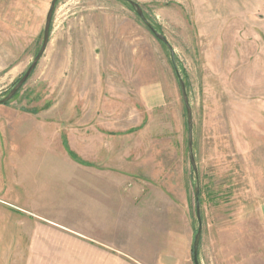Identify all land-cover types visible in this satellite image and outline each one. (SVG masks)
<instances>
[{"label":"rangeland","instance_id":"374dc122","mask_svg":"<svg viewBox=\"0 0 264 264\" xmlns=\"http://www.w3.org/2000/svg\"><path fill=\"white\" fill-rule=\"evenodd\" d=\"M52 1L0 0V101L40 51ZM132 1L168 40L192 109L199 264H264V0ZM51 27L44 56L9 104L53 123L71 193L93 192L96 170L133 175L183 201L186 193L190 222L175 234L173 262L194 264L197 178L171 52L121 0H60ZM61 136L95 167L67 161ZM70 217L80 222L85 211ZM20 219L0 207V221H11L0 235L19 241ZM21 243V264H46L24 257V234Z\"/></svg>","mask_w":264,"mask_h":264},{"label":"crops","instance_id":"0c3cea01","mask_svg":"<svg viewBox=\"0 0 264 264\" xmlns=\"http://www.w3.org/2000/svg\"><path fill=\"white\" fill-rule=\"evenodd\" d=\"M60 145L70 161L62 136ZM57 150L53 123L36 109L0 105V207L25 218L19 220L28 240L24 257L46 264H174L175 234L190 222L186 193L183 201L163 187L130 181L133 175L110 177L111 170L95 171L93 192L71 193L70 171ZM75 208L85 211L82 223L71 221ZM23 234L19 241L0 235L5 264H21Z\"/></svg>","mask_w":264,"mask_h":264},{"label":"water","instance_id":"95a60500","mask_svg":"<svg viewBox=\"0 0 264 264\" xmlns=\"http://www.w3.org/2000/svg\"><path fill=\"white\" fill-rule=\"evenodd\" d=\"M60 0H53L49 11L47 13L46 17V23L44 27V33H43V42L42 46L40 48V51L34 58L32 64L30 67L27 69L23 77L20 79V81L17 83V85L10 91V93L0 101V105H5L9 101H11L16 94L21 90V88L26 84L32 73L35 71L36 67L38 66L40 60L44 56L46 49L48 47L49 41H50V35H51V25H52V20L53 16L55 13V9L57 6V3ZM123 2L128 3L135 11L138 17L141 19V21L146 25V27L149 29V31L154 35V37L159 41L162 42L171 52V57H172V62L175 68V72L177 74V77L179 78V83H180V89L182 93V98L183 102L186 108V114H187V128H188V153H189V159H190V164L193 172L195 173V176L197 178L196 182V187H195V203H196V216L197 220L199 222V227L197 230V233L194 238V243H193V258H194V264H199L198 261V255H199V248H200V243H201V238H202V221H201V216H200V196H199V178H198V167L196 163V159L194 156V150H193V115H192V109L190 107L189 99L187 96L186 92V86L185 82L181 80L179 71L175 65V55L174 52L168 42V40L165 38V36L159 34L153 27L150 25V23L147 21L145 18V15L143 13L142 8L134 1L132 0H121Z\"/></svg>","mask_w":264,"mask_h":264},{"label":"trees","instance_id":"16d2710c","mask_svg":"<svg viewBox=\"0 0 264 264\" xmlns=\"http://www.w3.org/2000/svg\"><path fill=\"white\" fill-rule=\"evenodd\" d=\"M124 3H126V2H124ZM127 4H128V3H127ZM51 28H52V27H51ZM9 102H10V101H9ZM9 102L6 103L5 105H8ZM141 128H142V127H141ZM137 130H139V129H132V130H130L129 132H130V133H134V132H136ZM70 156H71L72 159H74L76 162H79V163H81V164H83V165H87V166L90 165V164H88V163L82 161L81 159H79V158L77 157V155H76L75 153H73L72 151H70Z\"/></svg>","mask_w":264,"mask_h":264}]
</instances>
